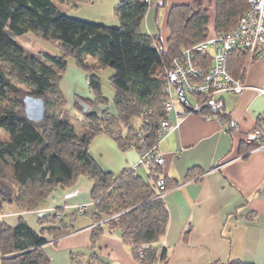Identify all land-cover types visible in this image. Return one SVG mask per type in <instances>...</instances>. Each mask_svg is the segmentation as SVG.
Returning <instances> with one entry per match:
<instances>
[{
	"label": "trees",
	"instance_id": "trees-1",
	"mask_svg": "<svg viewBox=\"0 0 264 264\" xmlns=\"http://www.w3.org/2000/svg\"><path fill=\"white\" fill-rule=\"evenodd\" d=\"M81 1L87 0H0V133L5 135L0 137V179L16 189L13 195L3 194L0 208L7 199L18 209L34 210L53 189L68 186L84 174L92 181L93 219L118 230L125 241L132 243V250L148 243L144 261L157 257L165 264L167 255L160 240L168 212L155 187L160 169L150 165L146 175L129 168L115 174L97 162L89 151V142L102 131L121 148L140 149V136L146 146L157 142L160 121L166 117L164 104L168 97L163 88L169 80L167 71L174 59L183 58L186 49L206 37L211 17L202 5H172L166 19L169 35L164 41L160 34L141 31L146 0H119L114 7L117 25L72 17L59 7H74ZM247 6V0H216L214 31L229 30ZM27 33L53 43L59 51H26L15 38ZM124 51L137 62L127 61ZM69 57L85 72L94 93V99L73 97L72 108L83 117L80 130L65 113L58 86ZM246 58L241 50L230 52L227 65L231 75L244 77L249 63ZM191 61L194 66L206 68L212 61L210 49H191ZM142 62L147 66L143 67ZM107 66L113 70L109 78L115 93L112 110L106 105L98 76V71ZM25 94L44 99L46 112L42 119L25 116ZM191 94L199 111L222 116L214 96ZM178 99L184 101L182 94L178 93ZM95 105L103 108L95 111ZM134 118L139 119L137 125ZM55 219V212L41 216V227L35 230L21 216L14 225L0 218V264H49L41 249L47 241L43 234L50 231L57 238L72 228L63 220L55 225ZM101 231V223H96L90 236L93 249ZM83 256L71 254L72 264L103 263L94 250L81 259Z\"/></svg>",
	"mask_w": 264,
	"mask_h": 264
},
{
	"label": "crops",
	"instance_id": "crops-1",
	"mask_svg": "<svg viewBox=\"0 0 264 264\" xmlns=\"http://www.w3.org/2000/svg\"><path fill=\"white\" fill-rule=\"evenodd\" d=\"M118 1L84 2L96 3L94 22L117 25L114 7ZM160 1L148 0L141 31L160 34L165 41L169 35L166 19L170 7L185 3L193 8L205 7L211 17L209 31L214 32L216 0H164L159 4ZM59 7L67 11L66 6ZM124 56L129 62H137L127 51ZM142 66L146 67L147 62H142ZM68 69L67 66L64 73ZM75 75L82 81L81 71L76 70ZM74 79L72 86L77 85ZM243 79L251 87L240 93L223 92L214 96L220 105L223 124L206 119L199 108L192 109L197 103L194 95L183 93L180 86L175 89L184 101L175 95L174 107L166 112L165 118L170 123L176 122V127L157 143V151L165 160L163 174L170 184L163 194L168 212L163 235L165 264H264V148L251 149L244 140V134L255 127L264 132V93H256L252 88L264 83V59L249 62ZM102 108L95 105L92 109ZM230 117L237 121L235 131L227 130ZM89 151L103 168L115 174L129 168L139 157L136 146L121 148L103 131L91 138ZM136 170L143 175L147 173L143 167ZM91 186V179L79 174L72 184L53 189L34 210L18 209L5 199L0 218L14 225L21 216L29 226L39 230L38 218L60 210L62 213L56 216L54 224L63 220L72 228L57 238L50 231L43 234L47 241L41 249L49 264H72L71 254L83 253V259L93 250L102 264H141L118 230L93 219ZM13 190L14 194L16 189ZM80 203L85 208L76 213ZM96 223H101L102 231L93 249L90 236Z\"/></svg>",
	"mask_w": 264,
	"mask_h": 264
},
{
	"label": "built area",
	"instance_id": "built-area-1",
	"mask_svg": "<svg viewBox=\"0 0 264 264\" xmlns=\"http://www.w3.org/2000/svg\"><path fill=\"white\" fill-rule=\"evenodd\" d=\"M247 3V9L238 17L234 26L223 33L209 32L203 40L196 42L191 48L198 51L210 49L212 55L210 65L204 69L194 66L191 61V49L185 50L183 58L173 60L172 68L167 71L169 80L163 88L168 97L164 104L166 112L174 107V95L178 94L175 90L177 84L184 93L203 92L212 97L223 92L240 93L251 87L241 75L236 77L231 75L227 65L228 56L233 49L246 53V61L249 62L254 59H264V0H247ZM252 88L256 93H264V83ZM198 108V103L192 107V109ZM203 116L206 119L218 120L223 124L220 114L209 112L204 113ZM175 127L176 122L170 123L166 118L161 119L157 131V142L152 146H146L143 137L140 136L141 147L138 160L129 167L132 170L143 167L147 173L150 165L152 168L158 167L160 174L155 181V187L159 197H163L169 187L166 186L163 174L165 160L157 151V143ZM236 129L237 121L230 117L227 121V130L235 131ZM244 140L252 146L251 149L264 148V132L259 127L246 132ZM84 208V203L77 204L76 213L82 212ZM128 243L132 250V243L130 241ZM148 245V243H142L140 247L133 249L135 258L141 264H162V260L157 257L149 262L144 261V249ZM160 245L163 246V239L160 240Z\"/></svg>",
	"mask_w": 264,
	"mask_h": 264
},
{
	"label": "rangeland",
	"instance_id": "rangeland-1",
	"mask_svg": "<svg viewBox=\"0 0 264 264\" xmlns=\"http://www.w3.org/2000/svg\"><path fill=\"white\" fill-rule=\"evenodd\" d=\"M95 4L96 3L90 4L87 2L81 1L74 7H68V6H66V7H67V12L70 16L80 18V19H84L87 21H94V20H92L93 19L92 15L94 14L93 13V6ZM60 5L63 7L65 6L64 4H60ZM107 25H109V24H107ZM213 30H214V28H213ZM15 40L26 51L33 53V54L40 53V52H43L45 50H48L52 53H55L56 50L59 51L57 49V47H55L53 45V43L43 41V40H38L34 36H32V34H29V33L23 34L20 37L15 38ZM131 58H135V57L131 54ZM67 66L69 69H68V71H66V73H64V71L61 72V76H60V79L58 81V86H59V89H60L61 94L63 96V99L65 101L63 109H64L65 113L68 112L69 120L74 124L75 128L80 130L81 129V120H83L82 119L83 117H82V115H79V112H77L75 109H73V108L70 109L69 106H71L73 104L74 95H78V96L85 98V99H94L93 98L94 93L88 86L87 79L85 76V72L75 65L74 60L71 57H69L67 59L66 67ZM70 66H72V67H70ZM71 68H73V69H71ZM76 70L77 71L79 70V72L81 71V73L83 75L82 81L81 80L78 81V79H76V75H75ZM112 71H113L112 68L109 66L103 67L98 71V76H99L100 82H101V92H102L103 97H105L107 99L106 105L111 110L113 109V99H114V95H115L114 90L111 87L110 81H109V78L112 74ZM74 77H75V79H74ZM73 79H74V81L76 80L75 82H77V85L72 86ZM14 80L16 81V79H14ZM20 86L22 88H25L24 85H20ZM73 93H77V94H73ZM174 97H175V95H174ZM138 122H139V119L134 118L135 125H137ZM0 137L5 138V135L3 133H0ZM13 191H14L13 187H10V186L8 187V183L5 181H2L0 179V195H3L5 193H9L10 195H13L12 194ZM75 212H76V210H75ZM61 213L62 212L60 210L55 211L56 216H59Z\"/></svg>",
	"mask_w": 264,
	"mask_h": 264
},
{
	"label": "water",
	"instance_id": "water-1",
	"mask_svg": "<svg viewBox=\"0 0 264 264\" xmlns=\"http://www.w3.org/2000/svg\"><path fill=\"white\" fill-rule=\"evenodd\" d=\"M24 114L27 118L31 120H40L44 117L46 108L45 101L40 96H33L25 94L22 98ZM87 109V106L84 107V110Z\"/></svg>",
	"mask_w": 264,
	"mask_h": 264
}]
</instances>
